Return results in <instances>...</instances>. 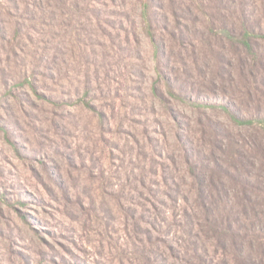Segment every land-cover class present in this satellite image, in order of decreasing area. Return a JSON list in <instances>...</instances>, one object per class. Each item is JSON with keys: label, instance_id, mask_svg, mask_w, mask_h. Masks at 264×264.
I'll return each mask as SVG.
<instances>
[{"label": "rangeland", "instance_id": "rangeland-1", "mask_svg": "<svg viewBox=\"0 0 264 264\" xmlns=\"http://www.w3.org/2000/svg\"><path fill=\"white\" fill-rule=\"evenodd\" d=\"M246 24L264 0H0V264H264V132L222 107L264 113Z\"/></svg>", "mask_w": 264, "mask_h": 264}, {"label": "trees", "instance_id": "trees-1", "mask_svg": "<svg viewBox=\"0 0 264 264\" xmlns=\"http://www.w3.org/2000/svg\"><path fill=\"white\" fill-rule=\"evenodd\" d=\"M224 35L229 40L239 39L238 43L243 46L244 50L247 51L248 54L257 56L258 52L254 44L259 40L264 41V28H262L260 24L258 25V27L256 25H254V27H251L246 24L239 38H235L236 36L233 34V31L231 29L225 31ZM222 107L225 111L231 114L232 121L235 124L239 126L258 125L260 129L264 132V113L258 112L256 116L252 118H244L231 111L228 104Z\"/></svg>", "mask_w": 264, "mask_h": 264}]
</instances>
